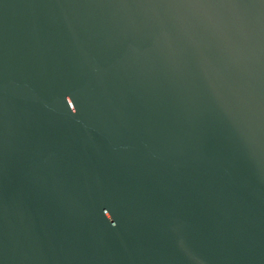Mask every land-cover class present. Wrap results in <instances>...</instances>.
I'll return each instance as SVG.
<instances>
[{
  "label": "water",
  "instance_id": "water-1",
  "mask_svg": "<svg viewBox=\"0 0 264 264\" xmlns=\"http://www.w3.org/2000/svg\"><path fill=\"white\" fill-rule=\"evenodd\" d=\"M0 264H264V0H0Z\"/></svg>",
  "mask_w": 264,
  "mask_h": 264
}]
</instances>
